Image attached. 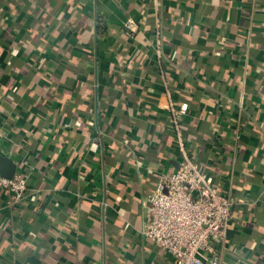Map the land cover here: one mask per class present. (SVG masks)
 <instances>
[{
  "label": "crops",
  "instance_id": "0c3cea01",
  "mask_svg": "<svg viewBox=\"0 0 264 264\" xmlns=\"http://www.w3.org/2000/svg\"><path fill=\"white\" fill-rule=\"evenodd\" d=\"M0 128V264H173L141 206L183 153L234 201L221 264H264V0H0Z\"/></svg>",
  "mask_w": 264,
  "mask_h": 264
},
{
  "label": "built area",
  "instance_id": "2783aa9c",
  "mask_svg": "<svg viewBox=\"0 0 264 264\" xmlns=\"http://www.w3.org/2000/svg\"><path fill=\"white\" fill-rule=\"evenodd\" d=\"M135 24L127 19L125 33L132 37ZM156 32L160 31L157 23ZM162 52V43L157 33L154 53ZM169 127L175 133L182 150L180 122L187 112V105L169 104ZM0 128V142L4 139ZM26 190L22 174L11 178L0 175V193L8 196V204H16ZM234 201L220 194L211 178L200 166L183 153L178 168L173 172L160 173L154 189L142 203L144 225L141 235L166 252L173 264H221L217 251L222 244L230 220Z\"/></svg>",
  "mask_w": 264,
  "mask_h": 264
},
{
  "label": "water",
  "instance_id": "95a60500",
  "mask_svg": "<svg viewBox=\"0 0 264 264\" xmlns=\"http://www.w3.org/2000/svg\"><path fill=\"white\" fill-rule=\"evenodd\" d=\"M15 166L10 159L0 156V175L5 178H11L14 174Z\"/></svg>",
  "mask_w": 264,
  "mask_h": 264
}]
</instances>
